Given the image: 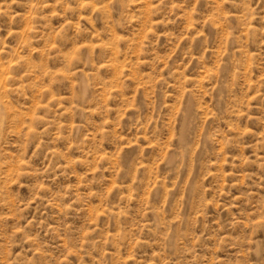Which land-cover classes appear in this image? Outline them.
I'll use <instances>...</instances> for the list:
<instances>
[{"label":"rangeland","instance_id":"rangeland-1","mask_svg":"<svg viewBox=\"0 0 264 264\" xmlns=\"http://www.w3.org/2000/svg\"><path fill=\"white\" fill-rule=\"evenodd\" d=\"M0 264H264V0H0Z\"/></svg>","mask_w":264,"mask_h":264}]
</instances>
